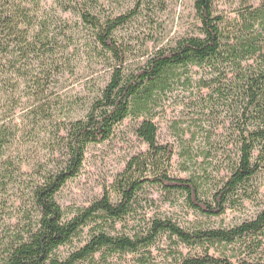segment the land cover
I'll return each mask as SVG.
<instances>
[{"label": "trees", "instance_id": "1", "mask_svg": "<svg viewBox=\"0 0 264 264\" xmlns=\"http://www.w3.org/2000/svg\"><path fill=\"white\" fill-rule=\"evenodd\" d=\"M228 2L232 15L218 11V0H193L198 35L142 54L145 59L133 68L129 59L134 51L120 43L117 32L132 22L134 11L113 13L105 0L56 1L62 14L76 17L91 34L97 56L110 69L109 80L85 116L64 127L60 160L52 157L31 174L8 155L16 132L0 125V163L5 167L0 173V264H123L129 256V264H264V207L228 228L200 223L186 229L146 213L153 204L150 190L164 200L181 201L206 220L241 211L259 198L264 0ZM155 3L139 0L137 10L148 11ZM41 4L0 0V103L4 98L11 102L12 77L24 76L20 64L28 68L39 57L48 79L47 72L61 70L59 37L42 18ZM46 100L42 93L35 117L51 114L53 106ZM174 100L182 117L170 125L176 143H160L156 120ZM127 130L146 150L126 160L102 196L67 213L56 198L80 174L88 147L125 140ZM175 157L182 159L179 170L185 177L171 173ZM213 161L225 168L220 178L209 171ZM17 176L29 178L18 186L19 207L9 197ZM66 247L70 250L61 255ZM156 248L167 249L165 257L158 259Z\"/></svg>", "mask_w": 264, "mask_h": 264}, {"label": "rangeland", "instance_id": "2", "mask_svg": "<svg viewBox=\"0 0 264 264\" xmlns=\"http://www.w3.org/2000/svg\"><path fill=\"white\" fill-rule=\"evenodd\" d=\"M40 14L51 25V31L57 35L58 59L60 72H47L51 78H43L45 69L36 61V57L28 68L18 67L23 70L22 78L12 77L14 83L11 92V102L6 98L0 103V125L5 124L16 132L17 140L8 155L15 165L21 164L25 174L33 173L40 165H45L48 159H58L62 137L65 135L64 127L76 119H82L87 113L91 100L97 95L109 80L110 69L106 62L99 59L98 50H94L91 34L79 26L76 17L64 15L58 8L57 0H41ZM148 11L137 10L139 0H105L110 11H134L136 16L132 22L117 32V38L123 45L130 46L133 54L130 56L129 66L135 67L145 59L141 56L149 55L154 51L173 44L177 38L198 35L197 22L193 11V0H155ZM218 11L229 15L231 8L228 0H218ZM234 7V6H232ZM66 25V26H64ZM62 27H66L62 36ZM57 47V46H56ZM43 79V80H42ZM38 81H41L39 86ZM37 85H34V84ZM10 87L7 90H10ZM48 96L52 106L51 114L45 113L35 117L33 108L39 106L40 95ZM10 93L6 94L9 95ZM44 101L45 103H47ZM177 100L170 103L166 112L157 118L160 143H176L171 123L179 122L181 108ZM34 113V114H33ZM181 123V122H179ZM127 123L122 129L126 128ZM122 135V134H121ZM125 140L114 138L109 142L91 145L87 149L83 168L77 178L71 180L58 194L56 200L67 213L78 208H84L98 199L104 191H108L114 177L119 173L126 160L133 154L146 150V147L125 132ZM121 137V136H120ZM61 139V140H60ZM176 152L179 153L177 144ZM6 159V156L3 160ZM182 159L175 157L171 166V173L178 177L186 174L179 170ZM0 173L5 167L1 166ZM11 171H14L12 167ZM209 171L215 177L224 175L225 168L213 161ZM18 180L9 186V197L15 207H19L20 190L18 186L28 177L17 176ZM259 198L256 202L247 205L238 212H229L227 215L206 220L189 212L181 201L164 200L156 191H151L153 204L146 211L148 216L167 217L178 223L181 227L190 229L200 223L211 228H228L252 219L264 207V175L257 181ZM22 187V186H21ZM166 241L160 246L165 248ZM154 250V255L161 259L167 254V249ZM69 247L60 249L61 255H66ZM184 253L188 250L182 249ZM164 251V252H161ZM157 252L159 254H157ZM216 253L215 250L210 251ZM129 256L123 259V264H129Z\"/></svg>", "mask_w": 264, "mask_h": 264}]
</instances>
